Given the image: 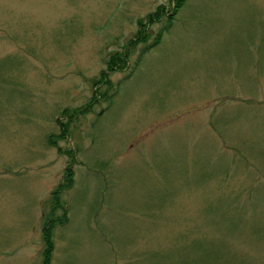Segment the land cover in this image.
<instances>
[{
    "label": "rangeland",
    "instance_id": "1",
    "mask_svg": "<svg viewBox=\"0 0 264 264\" xmlns=\"http://www.w3.org/2000/svg\"><path fill=\"white\" fill-rule=\"evenodd\" d=\"M170 1L0 0V264H42L49 137L94 94L52 137L77 158L50 264H264V0H186L94 86Z\"/></svg>",
    "mask_w": 264,
    "mask_h": 264
},
{
    "label": "trees",
    "instance_id": "2",
    "mask_svg": "<svg viewBox=\"0 0 264 264\" xmlns=\"http://www.w3.org/2000/svg\"><path fill=\"white\" fill-rule=\"evenodd\" d=\"M186 0H171L170 8L166 9V7L161 4L158 5L157 8L147 14L143 20H139V29L137 32L129 39L125 47L122 49L123 51H116L110 54L106 60V70L100 72L97 79L94 81V86L104 84L107 88L106 91H102L100 95L102 97L108 96V90L111 88L113 82H110L108 74L115 71H122L129 65V52L131 49L135 48L138 44L143 43L144 47L142 51L148 50L149 48L157 45L162 37L164 31L171 27L174 16L178 12L179 8L184 5ZM164 16H166V24H164L158 31H156L153 35L150 32V26L156 21H160ZM139 58L133 62V67L138 63ZM97 95L94 94L91 96L90 102L86 104L84 107L68 109L65 108L62 110L60 118L63 119L66 114L70 113V116H75L77 113H83L91 106L93 103L97 102ZM59 121L60 132L58 134H51L49 137V143L57 147V151L60 154H66L68 156L67 164L64 168L63 175L61 181L58 185L51 191L48 202L49 209L46 212H43V226H42V241H43V261L42 264H49L51 260L52 250H53V231L54 228L58 225H64L69 221L68 216V207L65 201L62 200V193L73 186L74 183V164L76 161V149L72 147H68L67 149H62L61 146L57 145V142L52 137H60L65 140L68 139V122L67 121ZM68 142V141H67ZM58 210L60 213H58ZM256 226V225H255ZM261 225H257L259 227ZM262 229L264 227H261ZM258 236L263 235V233H255ZM200 240H197L198 242ZM199 245V243H197ZM205 254V250L201 251Z\"/></svg>",
    "mask_w": 264,
    "mask_h": 264
}]
</instances>
